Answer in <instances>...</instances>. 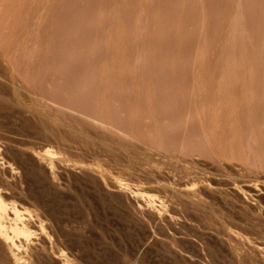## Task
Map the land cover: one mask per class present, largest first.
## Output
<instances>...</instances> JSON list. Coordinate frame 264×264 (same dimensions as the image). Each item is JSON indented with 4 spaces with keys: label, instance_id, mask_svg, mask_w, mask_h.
<instances>
[{
    "label": "rangeland",
    "instance_id": "rangeland-1",
    "mask_svg": "<svg viewBox=\"0 0 264 264\" xmlns=\"http://www.w3.org/2000/svg\"><path fill=\"white\" fill-rule=\"evenodd\" d=\"M5 1L0 198L39 227L25 264H264V0Z\"/></svg>",
    "mask_w": 264,
    "mask_h": 264
},
{
    "label": "bare ground",
    "instance_id": "bare-ground-1",
    "mask_svg": "<svg viewBox=\"0 0 264 264\" xmlns=\"http://www.w3.org/2000/svg\"><path fill=\"white\" fill-rule=\"evenodd\" d=\"M5 1V0H4ZM7 1V0H6ZM5 1V2H6ZM13 1V0H12ZM19 1V0H18ZM10 2V1H9ZM8 2V3H9ZM23 2V1H21ZM2 3V2H1ZM7 3V4H8ZM17 3V1H16ZM24 3V2H23ZM14 4V3H13ZM6 7V6H5ZM9 8V6H8ZM7 8V9H8ZM6 9V8H5ZM6 9V10H7ZM11 9V8H10ZM5 11V10H4ZM3 11V12H4ZM6 13V12H5ZM12 14V13H11ZM7 17V16H6ZM9 18V16L7 17ZM21 18V17H20ZM4 21V20H3ZM8 21V20H7ZM17 25V24H16ZM6 30V29H5ZM1 31V30H0ZM4 34V33H3ZM2 43V42H1ZM6 49V48H5ZM8 50V49H7ZM224 92V91H223ZM230 93V92H229ZM211 94V93H210ZM219 94V92H218ZM219 96V95H217ZM230 96V95H229ZM237 96V95H236ZM235 96V97H236ZM220 97V96H219ZM222 97V96H221ZM220 97V98H221ZM217 99V100H216ZM215 100L218 102L219 104L216 103V101L214 100V98L212 96H207L205 95V100H206V104L208 106V108L212 109L219 106L220 104L226 103L224 105H221L223 109H226V111L229 112V117L233 116V114H230V111L233 112L232 108L234 107L233 105V100H229L226 102H221V99L218 100V98H216ZM204 100V101H205ZM241 102V101H240ZM204 103V102H203ZM257 105V104H256ZM239 106V105H238ZM204 107V106H203ZM206 107V105H205ZM253 107V106H252ZM218 108V107H217ZM236 108V107H235ZM219 109V108H218ZM232 109V110H231ZM215 110V109H214ZM220 110V109H219ZM224 110V109H223ZM208 111V110H207ZM226 111L224 110V112L222 113H226ZM260 111V110H259ZM211 112V111H210ZM209 112V113H210ZM263 112V111H262ZM216 113V112H215ZM219 113V112H218ZM220 115V113H219ZM227 115V114H226ZM224 115V116H226ZM215 117V115H212ZM211 116V118H212ZM227 116V118H228ZM220 117V116H219ZM210 118V119H211ZM263 118V117H262ZM214 119V118H212ZM211 119V120H212ZM223 119V118H222ZM226 119V118H225ZM232 119V117L230 118ZM208 120V119H207ZM218 120V119H216ZM224 120V119H223ZM258 120V119H257ZM263 120V119H262ZM213 121V120H212ZM211 121V122H212ZM232 121V120H231ZM230 121V122H231ZM234 121V120H233ZM260 121V120H258ZM222 122V121H220ZM226 122V121H225ZM210 123V121H209ZM216 123V121H215ZM223 123V122H222ZM228 122H226V125H230L231 123L227 124ZM237 123V122H236ZM260 123V122H259ZM233 124V123H232ZM219 125V124H218ZM216 125V126H218ZM223 127V126H222ZM231 127V125H230ZM229 127V128H230ZM221 129V128H220ZM236 130V129H235ZM41 162V159H38V162ZM47 166V165H46ZM46 168V167H45ZM6 170V169H5ZM48 172H50L48 170ZM49 174V173H48ZM50 175V174H49ZM56 186V185H55ZM182 191V190H181ZM184 191L186 193H188L190 190L188 188H185ZM264 192V191H263ZM192 193V192H191ZM190 193V195H192ZM181 194V193H180ZM184 194V193H183ZM185 195V194H184ZM132 196V195H131ZM192 198V197H191ZM194 202V201H193ZM196 202V201H195ZM188 204V203H187ZM190 205V204H189ZM23 213H21L20 211H18L15 207L12 206L11 210H8L6 205L3 203V201L0 198V258H1V262H4V264H25V262L23 261V256H21V253L19 251L21 246H28L31 244L30 240H29V236H32V234H35V231L37 229H39V227L34 224L29 218L27 217H23ZM38 236V235H37ZM32 247V246H31ZM29 249V248H28ZM34 249V248H33ZM24 253V252H23ZM232 253V252H231ZM46 255V254H45ZM237 255V254H236ZM234 258V257H233ZM238 258V257H237ZM58 264H61L59 262V260H57Z\"/></svg>",
    "mask_w": 264,
    "mask_h": 264
}]
</instances>
